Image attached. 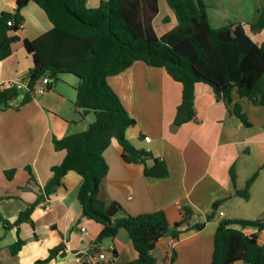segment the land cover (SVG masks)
<instances>
[{
	"label": "crops",
	"instance_id": "obj_1",
	"mask_svg": "<svg viewBox=\"0 0 264 264\" xmlns=\"http://www.w3.org/2000/svg\"><path fill=\"white\" fill-rule=\"evenodd\" d=\"M101 1L89 0L88 4L95 8ZM166 1L159 0V13L154 20L159 37L173 29L164 26L165 23H172L173 17L176 20ZM206 1L210 9L217 0ZM16 8L17 0H0V13L14 12ZM21 13L24 23L15 33L19 41L12 45V55L0 63V91L28 76L34 68L25 41H34L53 29L37 4L30 2ZM258 33L248 35L262 45L264 29ZM50 80L44 95L23 103L27 92L19 91L15 100L19 106L0 112L1 264H37L61 245L65 246V256L45 264H86L89 256L100 254L111 264H128L133 252L124 229L115 238L95 244L103 226L81 216L77 197L83 183L80 175L71 171L55 192L50 195L44 192L53 176L52 168L65 158V152L55 150L54 138L84 132L95 121L88 119L92 113L76 107L79 78L61 74ZM108 83L135 120V125L126 132L128 140L150 157L146 164L126 162L122 146L113 140L104 153L109 168L102 183L104 197L119 203L131 216L163 211L171 226L183 219V208L189 207L193 214L179 228V239L167 236L158 242L157 264H170L171 250L176 256L173 264H211L214 235L222 220H264V106H255L236 92L233 101L226 104L217 99L209 85L197 84L195 117L177 127L174 119L182 102V86L163 69L135 62L124 72L109 77ZM236 105L246 115L249 125L235 114ZM145 137L151 141H144ZM155 160L165 164L166 177L145 175V168L153 167ZM8 171H15L11 178ZM250 181L249 198L236 195ZM39 196L43 200L30 220L7 230L2 220L14 225L21 212ZM202 223L204 228L193 229ZM235 228L247 235L256 234L264 245V230ZM19 240L25 244L13 255L10 247Z\"/></svg>",
	"mask_w": 264,
	"mask_h": 264
},
{
	"label": "trees",
	"instance_id": "obj_2",
	"mask_svg": "<svg viewBox=\"0 0 264 264\" xmlns=\"http://www.w3.org/2000/svg\"><path fill=\"white\" fill-rule=\"evenodd\" d=\"M30 2L37 4L53 24L49 33L25 41V48L34 60V68L28 75L30 88L42 78L55 80L61 74H72L81 81L76 107L95 115L94 123L86 131L54 138L55 150L65 152V158L52 168L53 176L44 192L52 194L69 172H76L83 179L77 195L81 216L103 226L95 244L115 238L124 229L133 252L128 264H157L158 242L167 236L179 239V228L190 221L193 212L189 207L183 208V219L171 226L163 211L131 216L119 203L104 197L102 183L109 169L104 153L113 140L122 146L126 162L146 164L150 157L128 140L126 132L135 125V120L109 85L108 78L124 72L135 62L163 69L182 86V102L174 119L175 126L180 127L195 117L197 84L209 85L217 99L226 104L233 101L236 92L255 106H264V44L254 42L239 23L214 28L206 0H167L177 26L161 37L154 27L159 0H102L95 8L89 6V0H17L14 12L0 13V63L12 55V45L19 41L15 33L23 26L21 12ZM262 29L264 10L253 26L255 31ZM19 95L14 85L4 87L0 91V112ZM32 97L27 93L23 103ZM234 112L249 125L238 105ZM14 172L8 171L7 176L11 178ZM145 175L164 178L168 170L162 161L155 160L153 167L145 168ZM251 182L245 189L237 190L236 195L248 199ZM42 200L39 196L28 205L14 225L2 220L6 229L28 222ZM204 226V223L196 224L193 229L201 230ZM235 226L263 231L264 220H222L214 235L211 264H264V245L259 243L258 236L247 235ZM24 244L17 241L10 247L11 253L17 255ZM65 254V246L61 245L37 264L49 263ZM169 254V263L173 264L175 253L171 250Z\"/></svg>",
	"mask_w": 264,
	"mask_h": 264
},
{
	"label": "rangeland",
	"instance_id": "obj_3",
	"mask_svg": "<svg viewBox=\"0 0 264 264\" xmlns=\"http://www.w3.org/2000/svg\"><path fill=\"white\" fill-rule=\"evenodd\" d=\"M214 7H210L209 9L211 14L210 22L213 27L217 28L229 24V22H238L247 34H259V31L253 30V26L259 20V17L264 10V0H234L233 2H228L227 0H217L214 3ZM222 9L223 11H221ZM256 10H259V12ZM171 13L174 15L172 10ZM172 20V23L167 22L164 26L167 28H174L177 23L174 17ZM173 22L175 25H173ZM158 30L161 32L160 29ZM88 119L94 121L95 115L92 113Z\"/></svg>",
	"mask_w": 264,
	"mask_h": 264
},
{
	"label": "built area",
	"instance_id": "obj_4",
	"mask_svg": "<svg viewBox=\"0 0 264 264\" xmlns=\"http://www.w3.org/2000/svg\"><path fill=\"white\" fill-rule=\"evenodd\" d=\"M9 26L12 25V21L8 23ZM51 83L50 78H42L41 80H39L36 85L34 86L33 89L30 88L29 85V76L26 77H22L20 79H18L17 81H15L14 83H12V85H14L18 91H25L27 93H30L33 97H38V96H42L44 95L47 90L48 87ZM19 104L16 103V101H12L9 103V107H18ZM144 141L146 142H150L151 139L150 137H145ZM223 215V214H222ZM82 231H85L84 228H82ZM86 264H97V263H101V264H110L109 262H107L105 255L104 254H100L98 256H89L88 259H86Z\"/></svg>",
	"mask_w": 264,
	"mask_h": 264
}]
</instances>
